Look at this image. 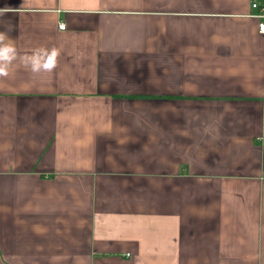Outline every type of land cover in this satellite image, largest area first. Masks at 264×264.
I'll return each instance as SVG.
<instances>
[{
	"label": "crops",
	"instance_id": "obj_1",
	"mask_svg": "<svg viewBox=\"0 0 264 264\" xmlns=\"http://www.w3.org/2000/svg\"><path fill=\"white\" fill-rule=\"evenodd\" d=\"M0 9V264H264V0Z\"/></svg>",
	"mask_w": 264,
	"mask_h": 264
},
{
	"label": "clouds",
	"instance_id": "obj_2",
	"mask_svg": "<svg viewBox=\"0 0 264 264\" xmlns=\"http://www.w3.org/2000/svg\"><path fill=\"white\" fill-rule=\"evenodd\" d=\"M5 9H0V15ZM61 52L58 48L39 47L31 55L23 57L24 63L33 73L52 72L58 66ZM17 59V49L6 32H0V78L9 76V69Z\"/></svg>",
	"mask_w": 264,
	"mask_h": 264
},
{
	"label": "built area",
	"instance_id": "obj_3",
	"mask_svg": "<svg viewBox=\"0 0 264 264\" xmlns=\"http://www.w3.org/2000/svg\"><path fill=\"white\" fill-rule=\"evenodd\" d=\"M253 6H254V7H257L258 4H257V3H254ZM258 17H264V13L258 14ZM65 26H66V25H65L64 22H62V23L60 24V28H61V29H64ZM259 29H260V31H264V21H262V22L259 23Z\"/></svg>",
	"mask_w": 264,
	"mask_h": 264
}]
</instances>
